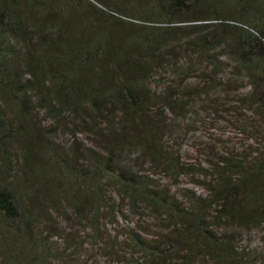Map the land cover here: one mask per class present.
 <instances>
[{
  "label": "trees",
  "instance_id": "1",
  "mask_svg": "<svg viewBox=\"0 0 264 264\" xmlns=\"http://www.w3.org/2000/svg\"><path fill=\"white\" fill-rule=\"evenodd\" d=\"M191 72L243 138L209 144L201 167L169 146ZM145 164L205 193L184 204ZM69 209L92 245L127 248L120 264H255L229 229L264 236V0H0V264L61 259L50 239ZM143 210L168 231L109 241Z\"/></svg>",
  "mask_w": 264,
  "mask_h": 264
},
{
  "label": "rangeland",
  "instance_id": "2",
  "mask_svg": "<svg viewBox=\"0 0 264 264\" xmlns=\"http://www.w3.org/2000/svg\"><path fill=\"white\" fill-rule=\"evenodd\" d=\"M196 77L195 72H191L183 77L179 95L185 97L187 113L178 120L181 130L175 136L173 142L169 143V146L172 143L171 147H174V151L178 153L182 162L201 167L207 162L206 149L209 144L218 146V139H224V135H228V140L233 143L242 142L243 138L240 135H235L230 125L226 123L230 112L227 110L228 108L225 106L221 107L218 115L221 118L214 119L213 115L215 114L213 113V107L209 103V97L203 94L192 93L191 86L196 83ZM166 78L169 79V76ZM213 96L216 97L217 94L215 93ZM39 122L44 126L50 123L43 116H40ZM55 139L57 142L64 140V138L60 137ZM143 172L148 174L155 186L166 188L170 193L180 197L184 204L189 203L191 194L200 195L205 193L204 189L195 184L198 175L183 176L177 181H171L159 169L148 164L144 165ZM113 192V190H109L110 194H113ZM120 206L122 208L123 204H120ZM68 212L70 220H62L57 216L54 217L60 228V233H62V236H52L50 239V247L53 252L61 257L54 264H120V261H123V257H127L129 251L127 248L114 250L111 241L115 234L119 237L124 235L123 226L134 225L143 233L165 234L168 231L165 222L158 219L154 213L152 214L149 211L143 210V214L141 215L130 214L117 222V225L114 223L112 226L113 233L108 230L107 224L103 222V225H105L110 234L109 241L111 243L107 244L102 250V246L92 245L93 240L89 223L87 221L81 222L70 209ZM229 230H232L233 235H235L237 252L242 254L249 262L255 261V264H262V261H264L263 233L257 230L240 229L237 226ZM113 251H117L118 258L105 254H110ZM203 260L206 259L204 258ZM136 262L139 261L135 258L132 264H138ZM201 262L202 264H213Z\"/></svg>",
  "mask_w": 264,
  "mask_h": 264
}]
</instances>
